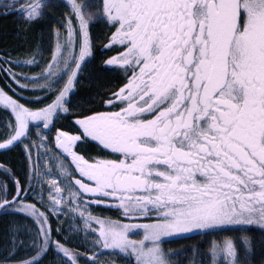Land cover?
I'll return each instance as SVG.
<instances>
[{"label": "snow or ice", "instance_id": "1", "mask_svg": "<svg viewBox=\"0 0 264 264\" xmlns=\"http://www.w3.org/2000/svg\"><path fill=\"white\" fill-rule=\"evenodd\" d=\"M61 3L71 12L62 25L66 35L54 32L52 62L40 74L41 89L54 100L32 110L0 90V102L14 119L0 150L28 140L31 159L34 151L39 155L38 149L48 148L39 129L49 128L57 110L69 111L67 94L81 62L91 56L90 22L115 29L105 47L115 46L118 53L105 65L122 72L125 83L106 101L117 110L77 120L79 135L57 133L71 159L54 165L63 179L48 188L53 211L66 197L83 203L88 195L126 217L152 221L131 226L91 216L85 221L95 219L100 226L94 246L134 254L136 264H171L165 240L264 232V0H28L23 8L18 0H0V14L19 11L31 22ZM13 67L10 57L0 55V74L21 88L36 82ZM33 134L38 142L30 139ZM86 142L116 158L85 160L73 149ZM38 164L33 162L37 175ZM61 185L63 194L53 196ZM27 194L0 163V210L27 213L37 225L35 255L20 264H43L50 251L67 258L65 264H78L84 254L53 239L47 216L24 202ZM37 195L44 200L42 185ZM131 229L142 230L143 239H129ZM255 249L248 235L226 236L206 249L192 248L186 264H251Z\"/></svg>", "mask_w": 264, "mask_h": 264}, {"label": "trees", "instance_id": "2", "mask_svg": "<svg viewBox=\"0 0 264 264\" xmlns=\"http://www.w3.org/2000/svg\"><path fill=\"white\" fill-rule=\"evenodd\" d=\"M27 6V5H26ZM47 15L36 21L28 22L21 19L19 11L8 10L7 15L0 14V55L10 57L14 62L13 71L19 75L36 78L27 82L28 86L21 88L13 83L6 76L0 74V88L13 96L20 104L25 107L37 110L51 104L54 96L44 92L40 85L44 83L40 74L45 71L49 63L52 62L56 38L55 31L63 36L66 35L64 27L65 15H71L70 9L62 3L56 8L45 9ZM105 23L90 27L91 39L94 44L92 58L87 62L81 73L75 91L69 98L68 107L73 112V118L78 115H92L98 112L104 104L108 94L117 86L118 79L111 73L105 72V58L101 54V49L108 39L109 32L106 31L108 25ZM35 58L37 63L27 64L24 61ZM67 80V76L63 78ZM24 83V81H21ZM63 87V83L59 85ZM11 114L0 108V132L3 130L2 123L12 122ZM10 125V124H9ZM2 139L4 137H1ZM28 140L18 143L11 149L0 153V163L8 167L18 179L21 187L29 193L35 186V175L33 162L35 161V151L31 159L26 154ZM9 190L13 185L11 179L8 180ZM25 200V198H24ZM26 201V200H25ZM14 209L1 210L0 212V264H20L35 255L32 247L33 240L27 237L23 229V223L18 213H13ZM102 211V214H106ZM26 218V217H25ZM121 218L117 215L116 219ZM52 237L59 238L60 234L55 230V221L49 216ZM256 234L259 239H264V233L259 230L249 231ZM248 235L238 231L216 233L212 235H194L189 238L170 239L164 241V250L172 253L171 264H182L181 259L186 261L192 255V248H205L211 240H220L226 236L233 238ZM54 251H50L43 260V264H57L53 259ZM53 257V258H52ZM264 259V257L262 258ZM262 259H255V264H263ZM186 264V263H184Z\"/></svg>", "mask_w": 264, "mask_h": 264}, {"label": "rangeland", "instance_id": "3", "mask_svg": "<svg viewBox=\"0 0 264 264\" xmlns=\"http://www.w3.org/2000/svg\"><path fill=\"white\" fill-rule=\"evenodd\" d=\"M3 2H8V0H3ZM59 3V0H57ZM79 2V0H78ZM19 6L21 8L28 6V0H18ZM27 5V6H26ZM58 7V6H57ZM56 7V8H57ZM51 8V7H50ZM49 8V9H50ZM54 8V7H52ZM10 9H6L8 11ZM21 19H25L22 15L20 17ZM36 21V20H34ZM32 22V21H31ZM97 24L102 23H91L89 25V34H90V41H91V56L86 57L85 61L81 62V69L77 72L76 80L77 82L74 85V88L67 94L68 100L75 91V88L78 83V79L83 72L85 65L87 62L92 58L93 51H94V44L92 43L91 39V33H90V27L96 26ZM0 90H2L0 88ZM5 95L11 97L13 100L17 101L13 96H11L9 93L2 90ZM18 102V101H17ZM19 103V102H18ZM20 104V103H19ZM0 108L5 110L3 107V103L0 102ZM10 113V111H8ZM63 111L57 110V115L53 116L52 124L49 125V128L47 129H39L40 134L47 136V142L49 144L48 148H40L38 149V153L35 151V161L38 159L39 164L37 165L39 174L35 175V191H30L27 196L25 197L24 202L28 205H35L37 209H39L40 212L44 213L45 216L48 218V225L51 228L49 216L55 221V230L60 234L61 240L59 238H54V240L59 241L60 243L64 244V246L68 249H71L72 251H79L83 256H81L78 259V264H92V259L95 256V260L97 264H136V258L135 255H130L127 252H120L119 249H113V248H103L101 246H94V241L97 237L100 235V226L96 222L95 219H92L89 221V224H85L86 220H89V217L98 218L100 217L95 216L92 211L86 206L84 203H82L79 199H73L71 197H66L62 202L57 205V210L53 211L52 208V202L48 199L49 193L48 188L51 185L52 181H56L58 184L63 179L62 176L57 175V173L60 171L58 168H55L54 165H56L58 162L63 161L65 164L66 162L64 159L58 155L54 148L53 143V129H54V123L60 124L62 120V114ZM64 114H67L64 112ZM12 123H14L13 116L11 115ZM10 123L3 122V131L4 134L2 137L6 138L10 135ZM1 127V126H0ZM29 129L33 133L37 131V129L34 127L33 122H29ZM3 138V140H4ZM23 139V138H22ZM30 139L34 142H38V135L33 134ZM17 142L16 144H18ZM15 144V145H16ZM34 161V162H35ZM67 165V164H66ZM53 169V173L51 175L48 174L47 170ZM43 186V195L44 200L41 201L39 196L37 195V192L40 191V186ZM64 189L63 185H61V193L53 192V196H59L63 194ZM13 213L21 214L25 217H21V220L23 223H26V227L21 230H24L27 237L32 238L34 241L35 234L37 232V225L34 221V218L27 213L19 212V211H12ZM82 213V215H81ZM123 215V213H122ZM124 216V215H123ZM120 216L121 218L110 220L107 222H113L116 224H125V225H135L139 221H142V218L137 217H126V216ZM150 223L152 221L148 220ZM147 222V223H149ZM52 229V228H51ZM95 229V231H93ZM250 238L256 241V255L255 258L251 261V264H255V259H262L264 257V246H261V241H264V239H259V237L256 234H251ZM264 233V232H263ZM198 235V234H194ZM192 235V236H194ZM128 237L131 240L140 241L143 239V233L142 230L139 229H131L128 232ZM264 238V237H263ZM176 240V239H175ZM163 249L165 248L164 244H162ZM207 246L201 249H206ZM54 257V258H53ZM51 260H54L57 264H65V260L67 258H62L60 255L54 254ZM183 261L182 264L186 263L185 259H181ZM264 262V259H262ZM264 264V263H263Z\"/></svg>", "mask_w": 264, "mask_h": 264}, {"label": "flooded vegetation", "instance_id": "4", "mask_svg": "<svg viewBox=\"0 0 264 264\" xmlns=\"http://www.w3.org/2000/svg\"><path fill=\"white\" fill-rule=\"evenodd\" d=\"M107 25V24H105ZM103 25V26H105ZM114 28H111L108 26L106 28V31L109 32L107 35L108 39L105 42V45L101 49V54L104 56L105 61L109 59L110 57L116 56L118 53V49L115 46L112 47H105L106 45L109 44V38L111 37L112 33L114 32ZM105 67V72L111 73L114 77L118 79V84L117 86L110 92L107 96V98L104 100L103 107L96 113H101V112H108V111H115L114 107H110L106 101L112 96V93L116 92L119 88H121L124 83H125V78L122 72L114 71L109 67ZM95 114V113H94ZM85 116H90V115H83L78 117L73 118V112L69 109L67 114H63V118L61 120L60 124H55L54 129L52 131L53 133V140H54V135L58 129L64 130L66 133H69L70 135H79L80 134V128L78 125L75 123L77 120L82 119ZM3 126V125H2ZM4 134V131L0 132V141L3 139L1 138L2 135ZM7 151V150H0V153ZM73 151L77 152L80 156H83L85 160H88L91 162L92 160H111L115 159L116 157L111 154L109 151L105 150L102 148V146H99L96 142H86L83 144L78 143L76 147L73 149ZM70 159H65L64 161L67 164V161ZM70 169V165H68ZM76 178L78 179L79 176L77 175ZM85 182H87L85 180ZM94 199L88 195H85L83 198V203L88 206V208L92 211V213L95 216L100 217L101 220L103 221H110V220H115L117 215L120 213H123L121 209L115 207V206H106L105 204H96L91 202V200ZM114 203V202H113ZM102 211H106V214H102ZM121 216V215H120ZM142 223H147L149 222L148 220L142 218ZM141 221H139L137 224H142ZM150 223V222H149Z\"/></svg>", "mask_w": 264, "mask_h": 264}, {"label": "water", "instance_id": "5", "mask_svg": "<svg viewBox=\"0 0 264 264\" xmlns=\"http://www.w3.org/2000/svg\"><path fill=\"white\" fill-rule=\"evenodd\" d=\"M58 132H64V131H61V130H59V131H57V133ZM57 133H56V135H55V137H54V143H55V149H56V151L64 158V159H71V157H70V155L68 154V153H64L63 152V149H61L60 147H59V143H58V141L56 140V136H57ZM69 134V133H68Z\"/></svg>", "mask_w": 264, "mask_h": 264}, {"label": "bare ground", "instance_id": "6", "mask_svg": "<svg viewBox=\"0 0 264 264\" xmlns=\"http://www.w3.org/2000/svg\"><path fill=\"white\" fill-rule=\"evenodd\" d=\"M0 212H1V210H0Z\"/></svg>", "mask_w": 264, "mask_h": 264}]
</instances>
